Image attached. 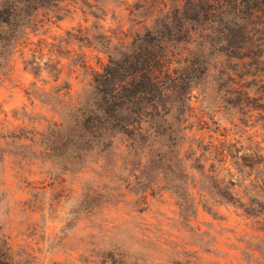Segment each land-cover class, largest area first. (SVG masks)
I'll use <instances>...</instances> for the list:
<instances>
[{"label":"rangeland","instance_id":"rangeland-1","mask_svg":"<svg viewBox=\"0 0 264 264\" xmlns=\"http://www.w3.org/2000/svg\"><path fill=\"white\" fill-rule=\"evenodd\" d=\"M132 19L126 6L89 9L80 0L39 10L26 45L0 74V264H264V210L249 218L220 203L226 194L246 202V190L264 205V116L254 113L246 126L228 120L212 100L211 70L190 94L185 124L192 126L191 138L224 142L229 156L225 169L218 168L225 186L193 172V213H182L179 199L162 182L138 196L103 185L109 183L104 177L93 179V165L65 172L44 154L47 128L60 122L59 104L88 95L92 78L82 64L101 72L107 63L92 47L67 43V33L81 29L92 42L97 34H128L132 28L133 35L142 27ZM33 57L42 68L39 77L24 71ZM259 76L264 85V67ZM236 157L249 166L244 178L232 165ZM227 183L233 186L225 189ZM100 186L99 195L83 198V188Z\"/></svg>","mask_w":264,"mask_h":264},{"label":"trees","instance_id":"trees-1","mask_svg":"<svg viewBox=\"0 0 264 264\" xmlns=\"http://www.w3.org/2000/svg\"><path fill=\"white\" fill-rule=\"evenodd\" d=\"M64 1L0 0L1 75L17 49L26 45L34 14ZM80 1L97 10L110 4L126 6L130 22L139 23L142 31L97 34L93 42L81 29L67 33V43L92 47L107 63L101 72L82 64L92 78L88 95L83 101L59 104L60 122L47 128L44 154L65 172L80 173L93 165V179L104 177L109 183L103 185L113 183L115 189L123 187L138 196L162 182L179 199L181 212L193 213V172L225 186L218 168L225 169L229 155L224 142L215 145L188 135L190 94L211 70L212 100L228 120L246 126L254 113L264 116L259 76L264 67V0H132L130 5L128 0ZM139 17L143 19L136 21ZM41 70L35 57L24 62V71L34 77ZM235 159L232 165L244 178L243 168L249 166ZM103 188L85 187L83 198L99 195ZM248 194L245 190L246 202L226 194L220 203L258 217L264 205Z\"/></svg>","mask_w":264,"mask_h":264}]
</instances>
